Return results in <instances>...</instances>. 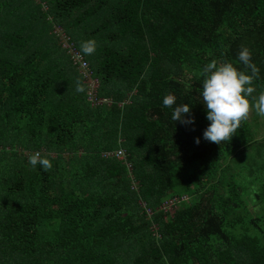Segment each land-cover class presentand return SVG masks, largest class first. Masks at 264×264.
I'll return each mask as SVG.
<instances>
[{
	"label": "trees",
	"instance_id": "1",
	"mask_svg": "<svg viewBox=\"0 0 264 264\" xmlns=\"http://www.w3.org/2000/svg\"><path fill=\"white\" fill-rule=\"evenodd\" d=\"M54 26L109 102L92 105ZM242 45L258 97L264 0H0V264H264V175L246 202L238 165L264 145L249 124L263 117L253 109L221 144L203 136L200 73L213 59L242 69ZM169 93L194 123L172 120ZM117 149L130 172L104 156ZM36 152L49 171L29 163Z\"/></svg>",
	"mask_w": 264,
	"mask_h": 264
},
{
	"label": "clouds",
	"instance_id": "2",
	"mask_svg": "<svg viewBox=\"0 0 264 264\" xmlns=\"http://www.w3.org/2000/svg\"><path fill=\"white\" fill-rule=\"evenodd\" d=\"M97 46V41L90 39L81 44V51L85 55H92ZM238 61L243 65L242 69L234 66L232 62L213 59L200 73L203 77L202 101L207 108V119L211 121L203 136L210 142L221 144L230 141L253 109L258 116L264 117V91H261L258 97L253 95L260 69L252 62L249 47L241 46ZM75 90L77 93L85 91L79 80ZM163 105L166 108H173L171 117L173 121H180L183 124L194 123V119H184L185 114H190L191 106L185 103L176 105L175 95L171 93L165 95ZM195 142L199 144V138ZM29 163L33 167L40 165L44 171H49L53 166L51 160L42 157L39 152L29 156Z\"/></svg>",
	"mask_w": 264,
	"mask_h": 264
},
{
	"label": "rangeland",
	"instance_id": "3",
	"mask_svg": "<svg viewBox=\"0 0 264 264\" xmlns=\"http://www.w3.org/2000/svg\"><path fill=\"white\" fill-rule=\"evenodd\" d=\"M33 3H38L39 0H32ZM49 34H54L57 39H58V44H60L63 48H67L68 49V53L71 54L72 51V44L70 42L67 41V38L63 35L61 29L59 28V26H54V28H52L49 32ZM77 69V71L82 75L84 81L86 82V92H87V96L88 98H90V102L92 103V105H98L100 103V99L97 98L95 100H93V95L96 92V95L98 96V92H97V79L93 76H87L86 77L83 69L77 65L75 67ZM89 69L87 68V73H89L88 71ZM107 102V101H105ZM249 124L251 125L252 129L254 130L255 133H257V136L259 138L264 136V117L260 118L257 121H254L252 119H250ZM261 144H264V141H261ZM260 144V145H261ZM262 148L260 147H251L248 148L246 150L247 153V157L245 160L241 161L238 165L241 168V175L239 176L241 183H243L245 186H248L247 190H245V196H246V202H248V198L249 199H253L254 196V192L261 182V178L264 175V171H260L258 172L256 175L253 174V170L255 168H258L259 166H262L260 160V154L262 155L263 151H264V145H261ZM259 151V152H257ZM28 151H25V154H27ZM51 157L56 156V152H52L50 153ZM63 159H67L68 158V154L66 152H64L62 154ZM250 200L249 202V208L254 212V210L258 211V206H254L255 204L252 203Z\"/></svg>",
	"mask_w": 264,
	"mask_h": 264
},
{
	"label": "built area",
	"instance_id": "4",
	"mask_svg": "<svg viewBox=\"0 0 264 264\" xmlns=\"http://www.w3.org/2000/svg\"><path fill=\"white\" fill-rule=\"evenodd\" d=\"M71 55H73V62L76 63L77 65H79L83 69L86 76H90L89 73H87L88 62L83 57V55L81 53H79V51H76L74 49L71 51ZM92 98H93V100L99 98L100 103L105 102V101H107V102L110 101V99L107 97H102L99 95L97 96L96 92ZM88 99H90V98H88ZM113 155L117 159H120V160H124V158L126 157V153L122 149H117V150H114L112 152H107L104 156H113ZM124 165L126 166L127 171L130 172L131 166H130L129 162L124 160ZM141 204H142L143 208L145 209L147 215H150L152 213V210L145 205L143 200H142ZM178 207H179V205H178L177 200L175 198H170L167 200V202H165L161 206V209H162V211L167 212L169 215H172L174 213L175 209H177Z\"/></svg>",
	"mask_w": 264,
	"mask_h": 264
}]
</instances>
